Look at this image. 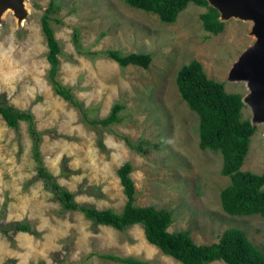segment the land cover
<instances>
[{"label":"rangeland","instance_id":"obj_1","mask_svg":"<svg viewBox=\"0 0 264 264\" xmlns=\"http://www.w3.org/2000/svg\"><path fill=\"white\" fill-rule=\"evenodd\" d=\"M51 0H27L29 15L20 26L13 11L0 24V95L12 105L31 110L43 132L40 153L57 182L75 193L80 203L120 212L127 197L118 169L132 163L137 204L172 209L170 231L189 229L195 242H218L229 227L246 230L264 250V217L224 211L221 191L231 183L222 174L221 152L199 146V116L182 99L177 86L180 67L193 59L208 76L225 83L229 92L245 95L244 81L228 80L234 62L255 41L250 22L232 18L212 33L200 15L207 7L191 2L173 23L123 0H56L52 21L62 45L59 79L73 87L91 118L109 115L116 102L125 108L122 121L109 127L87 124L79 109L55 93L48 79V45L42 16ZM83 46L123 53H151L148 68L120 66L115 60L91 58L76 50L73 33ZM243 118H250L248 105ZM243 169L264 172V124L256 125ZM132 141L147 139L151 147L132 150ZM38 161L28 122L18 130L0 114V264H123L100 254L115 253L152 264H182L148 242L144 227L125 230L96 224L62 205L37 176ZM101 193V195H99ZM27 222L30 231L12 226ZM96 252L87 260L86 255ZM211 264H227L216 260Z\"/></svg>","mask_w":264,"mask_h":264},{"label":"trees","instance_id":"obj_2","mask_svg":"<svg viewBox=\"0 0 264 264\" xmlns=\"http://www.w3.org/2000/svg\"><path fill=\"white\" fill-rule=\"evenodd\" d=\"M123 1L131 7L157 14L165 23L175 22L180 12L187 8L191 2H194L207 7V11L200 15L207 31L218 34L226 24L219 19L218 9L209 6L207 0ZM58 11L59 4L56 0H51L41 19L49 48L47 53L50 63L48 79L55 93L77 107L82 113L84 121L91 126L109 127L112 124L120 123L122 121L120 112L125 108L123 103L116 102L109 115L104 118H91L84 103L75 96L73 87L62 83L59 79L62 45L57 39L52 25L53 20L58 23L62 22L61 19L53 15ZM73 34V41L79 54L91 58L97 56L110 58L122 67L132 64L148 68L152 63L151 53H123L114 48L100 51L90 50L83 46L78 28L74 29ZM176 81L182 99L199 116L200 148L222 153V174L231 178V183L221 191V203L224 211L231 215L261 214L264 217V172L256 173L242 168L249 152L252 135L257 130V126L251 124L250 118H243L242 109L245 106L242 101L243 94L229 92L224 82L210 78L202 62L198 59L183 64L178 70ZM0 114L7 124L16 130L19 129L21 121L28 122L34 155L39 162L37 176L43 180L45 187L60 202L63 211H79L96 224L112 226L121 231L141 224L149 243L157 246L163 253L182 264H211L216 260H222L227 264H264V250L249 239L243 228L229 227L222 233L218 242L210 244L196 243L189 229L170 231L169 227L174 220L172 209L137 204L138 192L131 176L134 167L129 161H126L117 171L127 197L120 212L113 208L99 209L94 205L78 202L75 199V193L59 184L56 177L44 165L40 153L43 132L37 129L32 111L20 109L0 95ZM122 137L126 144L137 152H147L152 146L147 139L134 142L127 135H122ZM12 229L30 231L31 226L27 222H17L12 226ZM94 255H98V253L92 252L86 255L84 260ZM100 256L123 264H152L148 260L115 253H105Z\"/></svg>","mask_w":264,"mask_h":264},{"label":"water","instance_id":"obj_3","mask_svg":"<svg viewBox=\"0 0 264 264\" xmlns=\"http://www.w3.org/2000/svg\"><path fill=\"white\" fill-rule=\"evenodd\" d=\"M218 9L219 19L232 18L250 22V34L255 41L234 62L228 80L244 81L248 92L242 101L252 110L253 126L264 123V0H207ZM15 9L14 15L21 26L29 15L27 0H0V23L7 10Z\"/></svg>","mask_w":264,"mask_h":264},{"label":"bare ground","instance_id":"obj_4","mask_svg":"<svg viewBox=\"0 0 264 264\" xmlns=\"http://www.w3.org/2000/svg\"><path fill=\"white\" fill-rule=\"evenodd\" d=\"M10 10L13 11V12H15V9H10ZM10 10H7V11L9 12ZM7 11L4 12V14H3V19L5 18V14L8 13ZM2 22H3V21H2ZM0 24H2V23H0ZM263 124H264V123H263Z\"/></svg>","mask_w":264,"mask_h":264}]
</instances>
